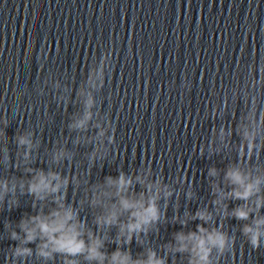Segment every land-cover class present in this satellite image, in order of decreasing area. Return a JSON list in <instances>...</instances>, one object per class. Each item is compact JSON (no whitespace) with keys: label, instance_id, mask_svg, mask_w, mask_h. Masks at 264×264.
<instances>
[{"label":"water","instance_id":"water-1","mask_svg":"<svg viewBox=\"0 0 264 264\" xmlns=\"http://www.w3.org/2000/svg\"><path fill=\"white\" fill-rule=\"evenodd\" d=\"M105 53L113 54L111 67L103 89L94 93L93 110L111 121L115 142L109 159L91 170V182L117 176L120 169L131 174L145 162L168 181L184 173L195 182L199 199L187 203L181 196L180 213H194L212 199L208 168L228 162L195 155L213 127L208 106L227 95L242 65L264 60V0H0V118L9 121L0 146L7 144L13 159L14 137L31 130L41 141L34 167L47 169L48 150L62 140L75 153V169H81L83 153L91 149L74 147L76 133L67 124L82 107L75 89ZM53 79L61 91L68 89L64 95L70 99L63 105L55 99ZM224 122L231 123V116ZM14 173L19 175L0 169V176ZM68 198H76L71 189ZM236 203L229 202V208ZM25 212H32L30 197L0 213V264L16 244L8 239L5 222L15 227ZM83 215L91 224L90 212ZM242 223L225 221L237 239L220 264H264V248L253 250L237 230ZM180 230L179 224L163 225L151 237L153 246L158 249ZM115 247L107 245L109 252ZM131 247L134 256L142 251L135 242Z\"/></svg>","mask_w":264,"mask_h":264},{"label":"clouds","instance_id":"clouds-1","mask_svg":"<svg viewBox=\"0 0 264 264\" xmlns=\"http://www.w3.org/2000/svg\"><path fill=\"white\" fill-rule=\"evenodd\" d=\"M112 55L105 53L75 89L82 107L67 128L76 133L74 147L91 149L83 153L81 169H75V153L62 140L48 150L47 169L34 167L41 141L31 130L14 137V159L7 144L0 146V169L19 173L0 176V213L19 208L22 197H30L32 209L15 227L12 221L5 222L8 239L16 242L7 250L5 264L32 260L38 264H220L236 245L235 232L225 227L229 219L243 222L237 230L253 250L264 248V60L242 65L227 95L209 104L207 118L213 127L195 155L220 156L228 162L224 168L213 165L207 170L212 199L194 213L181 214V196L187 203L199 199L195 182L184 173L168 181L145 162L131 174L120 169L117 176L91 182V170L109 159V146L115 142L111 121L93 110L94 93L105 85ZM52 87L59 104L70 99L59 80L53 79ZM226 115L231 123L224 122ZM0 122V138H7V116ZM69 165L75 170H58ZM69 189L76 197L71 201ZM229 202L237 203L230 209ZM169 207L173 208L170 218ZM86 211L92 216L91 224L87 215L82 216ZM193 221L199 223L189 229ZM167 224H179L181 230L157 249L151 237ZM133 242L142 249L135 256ZM109 243L116 246L114 251H108Z\"/></svg>","mask_w":264,"mask_h":264}]
</instances>
